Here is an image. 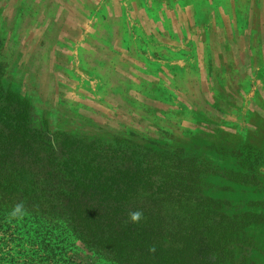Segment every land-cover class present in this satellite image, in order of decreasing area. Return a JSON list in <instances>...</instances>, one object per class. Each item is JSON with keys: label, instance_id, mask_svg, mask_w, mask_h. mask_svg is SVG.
Returning <instances> with one entry per match:
<instances>
[{"label": "crops", "instance_id": "crops-1", "mask_svg": "<svg viewBox=\"0 0 264 264\" xmlns=\"http://www.w3.org/2000/svg\"><path fill=\"white\" fill-rule=\"evenodd\" d=\"M27 13L26 32L17 28L18 11L9 21L0 8V48L37 45L26 62L30 80L37 49L48 52L46 65H60L52 75L57 90L43 95L45 123L58 114L73 121L64 113L71 107L85 120L81 127L87 122L110 143L172 125L207 134L245 126L244 107L252 124L264 122V0H29ZM71 54L77 61L69 69ZM91 78L95 87L81 85ZM62 89L72 101L61 100ZM38 90L33 95L42 98Z\"/></svg>", "mask_w": 264, "mask_h": 264}, {"label": "rangeland", "instance_id": "rangeland-1", "mask_svg": "<svg viewBox=\"0 0 264 264\" xmlns=\"http://www.w3.org/2000/svg\"><path fill=\"white\" fill-rule=\"evenodd\" d=\"M0 1H2L0 8L3 9L7 20L12 21L15 10L18 11L15 18L18 22L17 28L27 32L29 0ZM34 46L37 47L7 45L0 48V88L4 96L19 103L24 109L18 118L10 119L16 125L13 135L15 143L21 146L20 151L12 147L8 148L7 155L4 154L6 151L2 149L0 151V160L15 159L16 163L8 166L9 169L6 170H2L0 165V264H98V262L103 264L101 261L97 262L93 255L101 247H104V253H108L109 257L116 256L118 261L121 257L110 249L109 244H115L119 240H132L117 233L118 227L107 228L102 222L92 219L85 221L84 216L74 217L72 224L67 223L70 225L69 229L79 233L76 239L66 229L44 220L45 215L54 213L65 225L67 224L65 219H70L71 213L63 214L61 196L74 194L75 187L69 177L73 178V171L78 172L79 166L84 162L82 159L87 156L85 153L89 152L87 146L89 142L107 144L111 139L95 135L97 132L90 131V126H86L87 122L83 124L85 128L81 127L85 120L76 118L71 112V107L70 112L64 113L73 121L65 123L61 114L57 116L58 122L52 121L50 124L43 121L40 107L43 102H49L48 97L52 93V88L56 89L53 87L55 82L52 75L58 71L60 65L54 68L46 65L44 56L47 58L48 52L37 49L36 61L31 63L38 65L39 69L35 73V79L30 80L27 76L26 62ZM76 61V57L71 54L69 69L72 64L75 66ZM69 76L71 77L68 78V87L77 93L75 76L70 71ZM95 84L92 78L90 83L81 82L85 88L95 87ZM35 89H39L42 98L33 95ZM59 91L61 100L72 101L70 98H64L63 89ZM46 94H49L48 97L43 99V95ZM57 98L51 99V105L58 101ZM63 106L58 105L57 109L63 111L65 108ZM243 109L245 126L236 125L230 128L231 126L227 125L223 130L210 131L211 133L207 134L202 131L193 133L184 131L172 125L161 133L160 130L157 134L148 132L153 137H161L162 134V138L155 140L156 138L148 136L150 138L143 139L144 141L138 139L134 141L143 145L149 153L170 160L162 164L168 168L161 170L170 181L177 183L169 196L170 199L176 200L181 197L185 204L189 199L190 203L187 205L191 208L194 207V203L199 204L196 215L208 214V219L201 221L200 224L201 228H204V233L200 234L202 241L205 240L204 235L210 238L217 237L218 231L230 239L227 246L220 250V254L212 250L205 255L201 253L197 259L194 251L186 248L183 243L184 239L189 238L188 235L178 234L177 238L169 239L166 246H163L162 242L157 244L160 252L168 253L165 257L168 260L161 264H264V122L252 124L250 121L253 115L247 108ZM85 113V116L95 118L93 114ZM77 126L84 128L85 132L74 131ZM113 142H110L109 147L106 145L96 147L97 149L100 147V150L106 148L103 153L109 156L110 152L118 150L113 147ZM25 149H29L27 153L24 152ZM97 149L95 150L98 151ZM91 153L90 148L89 155ZM172 158L183 163L173 162ZM65 163L68 169L64 166ZM20 167L27 172L24 175L28 177L25 182L33 194L28 201L19 195V201L24 202L27 211L23 218H14L10 215V210L16 202L12 201V196L8 199L7 193L18 190L14 187L8 189L16 185L11 183L12 178L8 180L9 184H6L3 176L14 175L15 170ZM65 170H68V173H65ZM156 178L151 177L153 180ZM81 191L82 189L78 194L75 192L73 197L70 196L73 205L82 202L86 204L87 199L83 197ZM40 194H45L46 201H41L43 204L35 200ZM58 196L60 198H57ZM101 210L100 207L98 211ZM131 211V208H127L121 213L126 218ZM219 213H223L224 216H219ZM234 215L240 216L238 225L242 226L241 232L239 227H232L228 223L232 220L227 217L233 219ZM117 221L125 224L120 217ZM223 221L227 223L226 227L220 225ZM183 222L185 221L181 223ZM213 224L219 225V229L210 230ZM49 231L52 238L49 237ZM147 238L153 244L156 242L155 237ZM217 248L218 246L213 247Z\"/></svg>", "mask_w": 264, "mask_h": 264}, {"label": "trees", "instance_id": "trees-1", "mask_svg": "<svg viewBox=\"0 0 264 264\" xmlns=\"http://www.w3.org/2000/svg\"><path fill=\"white\" fill-rule=\"evenodd\" d=\"M19 110L21 111L18 114ZM23 112L24 109L20 107L19 103L4 96L0 88V137H2V139L0 138V151L1 149L6 151L4 153L6 155L10 147L12 149L18 148V152L21 149V146L15 143L16 139L14 138L13 130L16 125L10 119L18 118ZM113 144V147L118 150L110 152L108 156L103 153L106 148H101L100 150V147L97 149L96 145L109 147L110 143L89 142L87 145L88 151L90 152L91 148L92 155L86 152L87 156L82 159L84 162L79 166L78 172L73 171V178L69 177L72 180L71 184L75 187L74 194L61 196L63 214L70 215L71 213L70 219H65L66 223L72 224L71 221H73L74 217L84 216L85 221L86 219H92L102 222L107 228L111 226L118 227L117 233L132 239L131 241L127 239L119 240L115 244H109L111 245L110 249L118 253V257H121L118 261L116 256L109 257L108 253H104V247H101L97 252L93 253L94 257L97 258V262L101 261L103 264H161L163 261L168 260V258H165L168 253L160 252L157 244L162 242V245L166 246L169 243L168 240L177 238L178 234L179 236L180 234L188 235L189 238L184 239L183 243L186 248L189 247L190 250L194 251L197 259L201 253L205 255L212 250L220 254L221 249L227 246L230 239L227 238L228 236L225 238L222 232L218 231L217 237L210 238V236L204 235L205 240L202 241L203 238L200 234L204 233V228H201L200 224L201 221L208 219V214L201 213L196 215L195 212L199 209V204L195 205L194 203V207L192 206L191 208V206L187 205V203H190L189 199L185 204L181 197L176 200L169 198L177 183L170 181L163 173L164 171L161 170L168 168L162 164L170 160L166 159V157H159L156 154L149 153L143 145L138 143L114 142ZM28 150L25 149L24 152L27 153ZM171 161L183 163L181 161L177 162L175 158H172ZM13 164H16L15 159L14 161H7L5 158L0 160L2 170L9 169L8 166H13ZM65 167L68 169V165ZM65 173H68V170H65ZM25 174L27 172L20 167L15 170L14 175L11 174L12 176H9L10 174H7L8 177L3 176L6 184H9L8 180L12 178L11 183L16 185V187L11 186L8 189L14 187L20 191L13 189V192L7 193L8 199L12 196V201L19 202V195L27 199V201L32 197L33 193L30 191V186L25 182L28 179V177L24 176ZM152 176L157 178L153 180L151 179ZM66 180H68L67 177ZM80 189H82L83 197L87 199L86 204L82 202L81 204L75 203L73 205L71 197L75 195V192L78 194ZM57 198L60 197L58 196ZM35 200L37 202L44 200L43 202H45V194H40ZM52 206L56 208L55 205ZM100 207L102 210L99 212L98 209L100 210ZM127 208H131L132 211H142L143 219L137 224L130 223L128 217L125 218L121 213L123 209ZM28 210L32 211L31 209ZM219 216L222 217L224 215L219 213ZM118 217L122 218L125 224L117 221ZM227 218L232 220L231 223L228 222L230 226L242 229V226L238 225L240 216L234 215L233 219L231 217ZM44 220L49 223L54 222V226L66 229L74 238L78 239L79 233L69 229L70 225L68 223L65 225L54 213L45 215ZM182 221L185 222L181 223ZM220 225L226 227L227 223L223 221ZM179 226H182V228H176ZM219 227V225L213 224L210 226V230L213 228L219 229ZM221 229L226 230L228 228ZM241 229L240 232L243 230ZM49 234V237L52 238L50 231ZM147 236L155 237L156 242L153 244ZM214 246H218V248L213 249ZM98 264L100 263L98 262Z\"/></svg>", "mask_w": 264, "mask_h": 264}, {"label": "clouds", "instance_id": "clouds-1", "mask_svg": "<svg viewBox=\"0 0 264 264\" xmlns=\"http://www.w3.org/2000/svg\"><path fill=\"white\" fill-rule=\"evenodd\" d=\"M27 209L23 201L16 202L11 210L10 215L14 218H23ZM143 219V212L140 210L131 211L128 213V221L132 224H137ZM154 250V249H153Z\"/></svg>", "mask_w": 264, "mask_h": 264}]
</instances>
